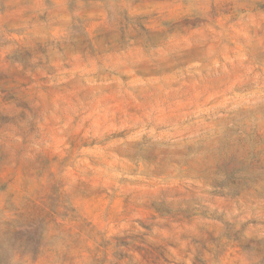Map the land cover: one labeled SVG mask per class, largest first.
Instances as JSON below:
<instances>
[{
  "label": "rangeland",
  "instance_id": "1",
  "mask_svg": "<svg viewBox=\"0 0 264 264\" xmlns=\"http://www.w3.org/2000/svg\"><path fill=\"white\" fill-rule=\"evenodd\" d=\"M0 264H264V0H0Z\"/></svg>",
  "mask_w": 264,
  "mask_h": 264
}]
</instances>
